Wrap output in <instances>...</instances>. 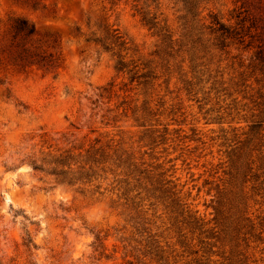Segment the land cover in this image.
I'll return each instance as SVG.
<instances>
[{
    "label": "trees",
    "instance_id": "trees-1",
    "mask_svg": "<svg viewBox=\"0 0 264 264\" xmlns=\"http://www.w3.org/2000/svg\"><path fill=\"white\" fill-rule=\"evenodd\" d=\"M23 1L34 8L41 5L40 0ZM237 2L240 6L225 21L206 13L208 0H169L171 22L160 0H125L155 39L154 49L138 61H125L122 50L136 51L118 29L100 26L101 34L89 40L117 56L115 70L140 89L141 104L136 99L123 112L141 130L137 141L98 138L77 144V139L63 136L65 140H56L47 152L27 156L35 173L47 174L56 186L117 212L124 222L123 235L130 232L119 239L125 264H264L260 212L264 204V0ZM253 4L261 6L259 14L250 10ZM60 57L56 42L39 40L35 27L24 18L14 19L7 34L0 33V72L52 70L59 67ZM4 84L0 77V86ZM162 85L176 97L164 100ZM99 92L97 97L103 99L109 90ZM186 101L195 102L200 111L209 106L204 115L214 118L206 124L223 125L225 118L233 116L247 124L221 128L210 137L219 155V162L205 170L208 178L203 183L210 197L206 205L212 210L210 219L200 215L190 193H184L178 183L173 164L178 159L159 163L160 158L153 157L155 149L169 143L172 147L177 141L188 143L181 150L190 156L199 150L198 145L191 147L193 143L207 144L202 130L194 128L191 135L179 136L180 129H170L179 124L169 117L176 116ZM98 103H93L96 108ZM112 112L108 109L101 116L105 127L118 118L111 117ZM82 119L90 122L92 115L88 119L83 114ZM104 240L94 234L91 246L95 252L102 250L100 256L107 252ZM22 247L27 253L25 264H39L32 259L36 244L22 242ZM5 258L6 253L0 263Z\"/></svg>",
    "mask_w": 264,
    "mask_h": 264
},
{
    "label": "rangeland",
    "instance_id": "rangeland-1",
    "mask_svg": "<svg viewBox=\"0 0 264 264\" xmlns=\"http://www.w3.org/2000/svg\"><path fill=\"white\" fill-rule=\"evenodd\" d=\"M160 1L172 22L169 0ZM237 1L208 0L206 13L230 21L233 10L240 6ZM40 3L34 8L23 0H0L1 34L8 33L14 19L24 18L35 27L39 40L56 42L61 54L59 67L52 70L34 67L0 72L5 81L0 86V258L6 253L14 259L10 263L5 258L0 264H25L27 253L22 242L28 241L37 246L31 252L32 259L39 264H125L119 239L130 232L123 235L124 222L117 212L70 188L56 186L53 177L47 174L35 173L27 163V156L33 151L47 152L48 147H55L56 140L63 142V136L69 141L77 139V144H88L98 138L101 142L137 141L141 130L134 126L130 111L129 118L123 112L124 108L133 107L136 99L141 104L140 89L130 83L128 76L115 70L117 56L104 52L89 39L93 34H101L100 26L118 29L128 46L136 51L122 50L120 57L125 61H138L146 56L154 49L155 39L125 0H40ZM259 8L253 4L250 10L259 14ZM101 88L109 90L103 99L97 97ZM161 90V95H167L164 100L176 97L166 92L164 85ZM96 102L97 108L93 104ZM181 107L180 111L179 106L175 108L176 116L169 117L179 124L170 129H180L179 136L191 135L194 128L202 130V141L207 144L193 143L191 147L198 145L199 150L190 156L181 150L188 143L177 141L172 147L169 143L155 149L153 157L160 158L159 163L178 159L173 162L176 178H180L178 183L184 186V193H190V201L200 215L210 219L212 210L206 207L210 197L203 187L208 178L205 170L210 163L219 162L218 147L210 145V137L221 128L247 124L234 116V120L225 118L223 125L206 124L214 118L204 115L209 106L200 111L195 102L186 101ZM108 109L115 112L111 117L118 118L105 127L101 116ZM83 114L88 119L92 115L90 122L82 119ZM260 212L264 217V204ZM94 234L106 239L105 255L100 256L101 249L95 252L92 248Z\"/></svg>",
    "mask_w": 264,
    "mask_h": 264
}]
</instances>
